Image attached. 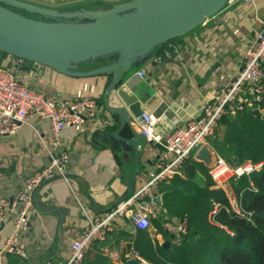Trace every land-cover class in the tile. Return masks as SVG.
I'll return each mask as SVG.
<instances>
[{"label":"crops","instance_id":"1","mask_svg":"<svg viewBox=\"0 0 264 264\" xmlns=\"http://www.w3.org/2000/svg\"><path fill=\"white\" fill-rule=\"evenodd\" d=\"M21 1L65 11L97 10L105 8L102 4L109 8L119 3H99L95 0ZM263 24L264 0H253L252 3L232 0L203 25L130 71L124 84L139 96L142 111L152 117L156 134L174 131L199 115L204 105L213 100L241 69L244 52L264 28ZM173 55H176L174 60ZM172 61L178 64L170 63ZM2 66L11 69L17 78L27 79L36 91L60 102L79 97H94L99 102L111 81L110 76L72 78L29 62L19 68L12 56L6 57ZM98 66L100 64H84L78 70L89 71ZM141 71L145 72L144 78L138 75ZM130 121L141 134L139 123L131 115ZM18 126L15 134L0 136V197L7 199L33 173L51 162L47 151L51 137L49 122L32 118ZM119 126L120 117L111 115L102 101L94 119L87 120L81 127L67 128L62 132L60 150L68 154L65 178H53L34 193V205L29 212L30 227L20 236L26 258L3 252L6 240L15 230L16 214H10L0 225V264H66L72 243L87 225L85 212L94 215L110 210L123 200L126 193L128 197L146 185L163 148L148 143L141 134L135 141V159L131 145L111 137ZM120 137L129 139L132 136L123 130ZM207 145L214 155H221L230 162L234 160L236 146L225 144L216 133L209 138ZM191 160L196 161L195 156ZM187 164L177 176L186 179ZM172 179L159 186L169 184ZM197 181L202 185L208 178L198 174ZM159 195L161 205L154 204L157 217L153 220L158 218L164 224L166 234L158 230L153 220L147 230L135 231L125 218L104 240L92 245L86 254L91 257L90 261L104 255L110 264H129L126 257L135 250L137 240L141 241L139 232L148 234L153 247H163L168 242V247H163L168 249L176 244L180 239L177 225L182 220L169 219L161 209L162 194ZM128 244L132 245L130 253ZM113 253L117 256L112 257Z\"/></svg>","mask_w":264,"mask_h":264},{"label":"built area","instance_id":"2","mask_svg":"<svg viewBox=\"0 0 264 264\" xmlns=\"http://www.w3.org/2000/svg\"><path fill=\"white\" fill-rule=\"evenodd\" d=\"M52 2L54 0H46ZM99 3L108 1L124 2L128 0H95ZM232 1V0H231ZM252 3L253 0H241ZM264 25V24H263ZM157 61H161L157 58ZM26 64L16 58V66ZM141 78L145 72L138 73ZM33 77L35 75H32ZM264 99V28L249 43L243 56V66L216 94L213 100L204 105L203 112L189 119L185 125L165 134H156L152 127V117L143 112V121L139 130L148 143L159 145L163 153L149 174L144 187L132 193L110 210L89 215L85 212L87 225L72 243L66 264H83V260L92 245L113 231L118 223L127 219L135 231L147 230L155 215L153 200L158 194V186L174 176L180 175L190 161L191 153H196L214 135L222 119L242 112L259 111ZM99 112V102L94 97H79L63 102L36 91L27 79L17 78L11 69L0 65V136H9L17 132L18 124L28 123L32 118L46 120L50 124L51 137L47 143L51 162L26 179L15 194L7 199L0 197V225L6 218L16 214L15 230L6 240L3 252L26 258L20 236L30 227L29 212L34 205V193L43 183L56 177L65 178L68 154L61 152V134L71 127H81L89 119H94ZM165 119V118H164ZM264 163L230 164L221 155H215L208 168L213 187L222 190L230 203L231 210L243 216L238 200L233 192L232 183L244 177H251L260 171ZM160 196V195H159ZM177 231L187 234V222L182 220ZM116 257L117 253L111 254ZM127 260H137L139 264H153L137 251L127 255Z\"/></svg>","mask_w":264,"mask_h":264},{"label":"water","instance_id":"3","mask_svg":"<svg viewBox=\"0 0 264 264\" xmlns=\"http://www.w3.org/2000/svg\"><path fill=\"white\" fill-rule=\"evenodd\" d=\"M230 1L128 0L109 8L65 11L21 0H0V51L72 78L110 76L102 101L111 115L120 117V126L111 137L131 145L136 159L135 141L141 134L132 126L130 115L141 123L143 111L139 96L124 84L125 78L133 68L150 60L158 47L191 33ZM7 6L38 14L46 20L27 18ZM90 63L100 66L89 71L78 70L80 65ZM202 112L203 109L199 115ZM123 130L132 137H120ZM214 156L205 145L196 153L195 160L209 167ZM126 196L127 193L123 199ZM153 203L160 206L161 197L156 196ZM168 245L165 242L163 247ZM127 248L130 253L132 245L128 244ZM128 263L139 264L137 260Z\"/></svg>","mask_w":264,"mask_h":264},{"label":"trees","instance_id":"4","mask_svg":"<svg viewBox=\"0 0 264 264\" xmlns=\"http://www.w3.org/2000/svg\"><path fill=\"white\" fill-rule=\"evenodd\" d=\"M177 40L158 47L155 53L162 52ZM8 56L0 51V65ZM260 108L264 109V99ZM262 116L259 111H246L222 119L215 133L225 144L236 146L232 164L264 163ZM187 163L186 179L175 176L169 184L159 186L156 192L162 194L161 209L169 219L187 222V234L164 249L159 245L153 247L148 234L139 232L142 242L139 237L135 250L153 264H264V164L251 177L232 183L243 211V216H239L231 210L226 194L212 188L208 168L194 160ZM198 174L206 175L208 181L201 185L197 181ZM157 219L153 224L166 234L164 224ZM90 259L86 255L83 264L109 263L104 255H98L93 261Z\"/></svg>","mask_w":264,"mask_h":264},{"label":"rangeland","instance_id":"5","mask_svg":"<svg viewBox=\"0 0 264 264\" xmlns=\"http://www.w3.org/2000/svg\"><path fill=\"white\" fill-rule=\"evenodd\" d=\"M97 4V3H96ZM105 8H107L108 6L107 5H104L102 4ZM10 10L22 15V16H25L27 18H31V19H35V20H46L45 17H42L38 14H35V13H31V12H28L24 9H21V8H18V7H13V6H7ZM194 154L195 152H192L191 153V157L193 158L194 157ZM224 158V157H223ZM225 159V158H224ZM226 160V159H225ZM227 161V160H226ZM228 163H231L230 161H227ZM232 164V163H231Z\"/></svg>","mask_w":264,"mask_h":264}]
</instances>
